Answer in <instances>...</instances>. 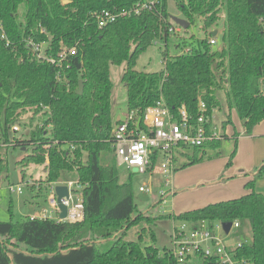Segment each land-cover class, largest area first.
I'll list each match as a JSON object with an SVG mask.
<instances>
[{"label":"trees","instance_id":"trees-1","mask_svg":"<svg viewBox=\"0 0 264 264\" xmlns=\"http://www.w3.org/2000/svg\"><path fill=\"white\" fill-rule=\"evenodd\" d=\"M142 1L0 0V24L11 40L7 47L0 38L1 140L11 147L29 149L18 162L24 168L43 163L49 150L48 175L43 184L60 180L66 172L76 173L84 184L85 215L80 222L38 216L14 220L10 209L13 219L0 220V264H177L169 248L161 250L155 245L156 234L146 227L157 219L139 209L133 195L134 173H129L127 181L120 180L110 142L117 122L112 113V65L127 63L122 79L128 110L144 114L164 99L175 113L185 104L195 123L200 114L199 99L207 103L212 119L220 107L217 92L223 90L230 115L235 109L247 132L263 121L264 0L180 1L179 10L190 25L203 17L208 30L219 21L222 9H226L227 18L221 36H215L222 43L220 47L209 42L212 31L205 38L193 35L182 39L174 56L169 55L174 22L168 0H154L150 8H142L138 14L98 26L97 13L133 9ZM25 36L37 42L49 41L48 52L56 58L61 46L77 47L78 51L58 68L48 61L39 62L22 40ZM157 39L167 47L163 51L165 68L137 71V58ZM81 80L85 86L78 94ZM28 112L32 121L42 113L44 121L31 130L28 139H11V126ZM229 123L230 118L223 127ZM234 135L235 148L228 166L239 146V133ZM221 143L216 140L207 147L218 149ZM9 150L0 147V173L5 171ZM205 151L196 147L183 166L202 160ZM256 172V177L246 183L248 194L183 211L172 218L239 220L242 227L248 224L252 239L242 243L237 256L264 264V195L255 190L257 180L264 178V163ZM43 190L40 187L36 194L46 198L48 191L44 194ZM139 225L142 232L138 239L127 240L131 227ZM148 230L152 242L146 243ZM108 241L112 243L104 247Z\"/></svg>","mask_w":264,"mask_h":264},{"label":"rangeland","instance_id":"rangeland-1","mask_svg":"<svg viewBox=\"0 0 264 264\" xmlns=\"http://www.w3.org/2000/svg\"><path fill=\"white\" fill-rule=\"evenodd\" d=\"M180 1L187 2L188 0H168V11L171 14V18L176 15L185 18L184 14L179 10ZM226 18V9H222L219 21L212 25L208 30L203 26L204 18L198 17L195 22L190 25L189 29L183 28L182 32L172 33L168 41L169 55L174 56L177 54V43L181 42L184 38L188 39L193 37V35L198 38H205L214 30H219L220 32L218 33V36H221L222 30L226 27L224 25L226 23ZM217 45L220 47L222 43L217 42L214 47L217 48ZM166 49V44H164L161 39H157L150 47L139 55L136 60L137 64L135 69L140 72H159L164 69L165 63L163 61V51ZM126 69L127 63L122 65H112L111 67V79H113L114 82L111 95L114 121L118 119V116L124 117L128 110L127 89L122 79ZM217 93L220 107L216 109L214 123L217 124V126H222L223 122L230 118V123L226 127L231 128V134L227 139L222 140V146L220 148L213 150L209 148L205 151L203 159L196 164L180 167L175 174V179L173 181L174 186L172 189L167 186L166 179L163 178V175L159 170L153 174L154 185L152 192L139 191V187L150 180L149 174L142 175L135 172L132 176L134 184L133 195L135 196V201L139 209L143 213H148L157 219L155 222L149 223L146 227L155 232L157 238L155 245L161 250L165 247H172V234L174 230L173 215L181 214L182 211L186 210L198 209V207H203L216 200L241 197L244 194L246 191V185L244 183L245 179L241 176L251 174L248 172L250 169L245 170L242 173H233L236 165L235 162L242 164L245 167L252 166V169H258L264 163L263 133L261 135H253V140L241 141L238 152L232 159L233 163L228 166L230 156L235 148L233 138L235 132L241 130L244 131V133L252 135L253 130L251 132L246 131L235 109H232L230 115L225 91L219 90ZM31 116L32 113L28 112L20 121L14 123L20 126V130L17 131L16 135L10 131V138L28 139V137L31 136V130L35 128L36 125L40 126L42 121H44L42 113L38 114L34 121L31 120ZM11 146H0L10 148L8 155L5 156V171L0 173V220L2 221L11 220L13 218L14 220H20L29 215L30 212H33L32 208H45L47 203L46 199L43 196H38L36 192H38V190L40 191V187H44V194L49 190L47 189L48 183L43 184L42 182L46 180V175L41 171V167L35 166L39 163H33L28 168H24L18 164V162L27 155L29 149L20 146ZM192 153L193 151L190 152V156ZM23 170H25L24 174ZM119 170L120 180H122V182L127 181L129 178V172L126 171L123 166H120ZM22 177H24V179ZM68 178L76 179L77 175L76 173L66 172L62 175L60 180ZM20 182L25 183L23 192L11 193L9 189L12 184L16 185ZM33 182H35V184H32ZM255 187L256 190L264 192V178L259 179ZM175 189L177 193L172 194V190ZM163 191L168 192L164 201L161 199ZM39 193L41 194V192ZM10 209L14 216L13 218L9 212ZM141 226L142 225L131 227L125 238L127 240H137L139 234L142 232V230L139 229ZM251 239V227L248 224H245L242 229H234L232 235L226 238L225 244L230 248H233L238 245V243L245 241L249 242ZM145 242H152L149 230L145 236ZM111 243L112 241L106 242L104 247H108Z\"/></svg>","mask_w":264,"mask_h":264},{"label":"built area","instance_id":"built-area-1","mask_svg":"<svg viewBox=\"0 0 264 264\" xmlns=\"http://www.w3.org/2000/svg\"><path fill=\"white\" fill-rule=\"evenodd\" d=\"M154 2V0H145L133 9L125 8L121 11L103 10L96 15L98 26L102 28L126 15L138 14L142 8H150ZM182 30L183 27L175 22L170 28L171 33L182 32ZM0 38L5 41L7 47L11 45V40L3 24H0ZM22 40L26 47L34 52V56L39 62L48 61L58 68L63 66V62L69 55L74 56L78 51L77 47L61 46L62 49L56 58L48 52L49 41L37 42L26 36ZM209 42L216 45L218 39L211 36ZM12 48L17 50L16 47ZM185 52H189V49H186ZM198 110L200 114L193 123L185 104H182L175 113L170 110L164 99H161L155 106L148 107L144 114L137 110H127V114L124 117L121 116L114 123L110 142L118 166L125 167L129 173L138 172L142 175H150V180L139 187L140 192L153 191V174L157 170L162 173L167 186L172 189L175 174L188 161L191 151L196 147L207 150L209 149L207 145L213 141L226 139L227 130L223 125L217 126L214 123V118L211 119L208 116L207 103L202 98L199 99ZM209 122H212L210 128L207 126ZM19 130V125L13 124L11 126V132L15 135ZM0 146H8L4 140H1V135ZM49 147L50 144L45 145V148L50 149ZM71 148L75 149L73 145ZM49 162L50 153L47 150L43 163L34 165L41 167V171L47 177ZM24 184L23 182L16 185L12 184L9 190L11 193H22ZM59 184H66L69 187V196L63 197V202L68 208V216L64 219L60 217L61 208L55 190ZM47 187L49 190L45 198L46 207L39 212L30 213L29 216L50 217L58 221L80 222L84 220V198L82 194L84 184L79 179L58 180L48 183ZM167 193V191L162 192L161 199L163 201ZM172 194H176V189L172 190ZM231 227L230 232L227 233L223 228L222 221L210 222L207 219L180 221L173 219L172 247L169 250L177 264H206L208 260L210 263L217 262L218 264H254L251 260L237 256L238 248L243 245V242L238 243L233 248L225 244L226 238L232 235L234 229L243 228L239 220L232 221Z\"/></svg>","mask_w":264,"mask_h":264},{"label":"crops","instance_id":"crops-1","mask_svg":"<svg viewBox=\"0 0 264 264\" xmlns=\"http://www.w3.org/2000/svg\"><path fill=\"white\" fill-rule=\"evenodd\" d=\"M218 32H220L219 30H218ZM222 33V32H221ZM217 39L219 40V37L217 36ZM120 117L121 116H118V119L117 120H119L120 119ZM234 119V118H233ZM226 130H227V132H228V136L231 134V128L229 127V128H226ZM237 130V129H236ZM237 132L239 133V137H238V143H239V145L241 144L240 142L241 141H243V140H253V135H261V134H263L264 133V119H263V121L262 122H260V123H258L257 125H255V127H254V129H253V134L251 135V134H247V133H244V131H239V130H237ZM238 148H239V146H238ZM240 150V149H239ZM237 152H238V149H237ZM237 161V160H236ZM235 167H234V172L233 173H235V172H244L245 170H248V169H250L248 172H250L251 174H249V175H242L241 177H243L244 179H245V185H246V183H248V181L249 180H251V179H254L256 176H255V174L257 173L256 172V169L257 168H253L252 169V166H247V167H245L244 165H242V164H239V163H237V162H235ZM247 173V172H246ZM261 179V178H260ZM259 180V179H258ZM257 180V181H258ZM255 190H256V187H255ZM250 191V189H247L246 188V191L244 192V194L246 195V194H248V192ZM257 192H259V193H262L263 195H264V192H262L261 190H256ZM177 193V192H176ZM243 194V195H244ZM242 195V196H243ZM232 198H236V197H232ZM231 198H227V199H223V200H230ZM217 201H222V200H216V201H213V203L214 202H217ZM208 204H210V203H208ZM30 206H31V203H30ZM30 209H31V207H30ZM33 209V212H39L40 210H43L42 208H38V209H34V208H32ZM193 210V209H192ZM187 211V210H186ZM33 212H30V213H33ZM183 212V211H182ZM174 214H176V213H174ZM30 215V214H29ZM29 215H27V216H29Z\"/></svg>","mask_w":264,"mask_h":264},{"label":"water","instance_id":"water-1","mask_svg":"<svg viewBox=\"0 0 264 264\" xmlns=\"http://www.w3.org/2000/svg\"><path fill=\"white\" fill-rule=\"evenodd\" d=\"M173 20V22L179 24L180 26H182L184 29H189L190 27V22L186 19V18H183L181 16H173L171 18ZM212 35L213 36H216L218 35V30H214L212 32ZM84 81L81 80L80 83H79V87L77 89V93L78 94H82L83 93V90H84ZM55 190H56V195H57V199H58V202H59V206L61 208V213H60V217L61 219H64V218H67V205L63 202V197H68L69 196V187L68 185L66 184H59L55 187ZM232 226V222H223V228H225L226 232L229 233L230 230H231V227ZM209 264H218L217 262L216 263H209Z\"/></svg>","mask_w":264,"mask_h":264}]
</instances>
